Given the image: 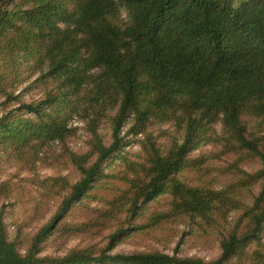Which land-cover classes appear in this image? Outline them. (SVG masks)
<instances>
[{
	"label": "trees",
	"instance_id": "obj_1",
	"mask_svg": "<svg viewBox=\"0 0 264 264\" xmlns=\"http://www.w3.org/2000/svg\"><path fill=\"white\" fill-rule=\"evenodd\" d=\"M23 70L42 92L29 103L14 95ZM0 102V147L20 170L39 162L78 175L37 181L67 195L22 243L8 238L0 209V264H264V0L236 12L231 0H0ZM154 123L170 124L163 143ZM79 129L84 148L74 151ZM128 135L143 136L138 160L122 155ZM110 157L122 167L104 174ZM254 162L256 171L243 169ZM96 187L102 206L56 231L95 237L115 227L106 244L39 257L60 215ZM122 218L128 227L117 226ZM166 225L216 240L219 256L111 254L123 235Z\"/></svg>",
	"mask_w": 264,
	"mask_h": 264
},
{
	"label": "rangeland",
	"instance_id": "obj_2",
	"mask_svg": "<svg viewBox=\"0 0 264 264\" xmlns=\"http://www.w3.org/2000/svg\"><path fill=\"white\" fill-rule=\"evenodd\" d=\"M231 1L233 10L236 12L243 8L248 0ZM24 71L20 74L21 79H24V83L17 87L14 95H19L22 101L29 103L39 99L42 92L39 84L34 82L37 74L29 78L28 73ZM13 107H16V104ZM1 109L2 105H0ZM70 125L78 128L83 126L81 122H72ZM128 127L129 125L126 123L122 128L121 135L126 133ZM213 127L219 133L221 123L216 122ZM149 130L154 136L158 137L157 142L163 143V137H159V133L164 130H171V127L170 124L154 123ZM102 133L108 139L109 132L107 127L103 128ZM77 134L79 135V139H75L70 143L74 151H80L84 148V132L79 129ZM126 139H130L131 142L122 148V155H126L132 160H138V156L141 155L140 141L143 139V136L138 135L133 138L131 135H128ZM211 150H213L211 146H204L193 151L190 156L197 157L202 153H209ZM215 163L216 165L223 164L222 161H216ZM121 167L120 160H115L113 157H110L103 163L104 174L116 173ZM258 168H260L259 162L248 163L243 166V169L247 172H254ZM55 176L65 177L69 183H75L78 180V175L69 165L67 167L59 166L52 168L43 166L37 162V168L33 173L20 170L18 165L0 147V187L5 185L6 189H9L4 196H0V209H2V219L10 240L17 239L20 243L28 240L43 226L49 224L57 215L63 199L67 195L66 192L52 194L37 184V181ZM104 180L101 179L100 181ZM96 189L97 187L90 192L88 198L83 199L79 203L71 204L60 215L56 221L55 230L40 243L39 257H63L74 249L86 247H90L96 251L106 244L108 235L115 230V227L103 231L95 237L85 234L66 236L60 231H56V228L65 224H81L87 221L90 218L91 211L102 206L100 196H105V193L103 191H96ZM253 191L256 194L258 187L254 188ZM121 225L124 227L129 226L124 224L123 218L117 223V226ZM261 243L264 244V234H261ZM251 244V246L255 245V243ZM21 246L18 249L19 253L23 254L25 247ZM151 251H159L167 255H176L183 258L198 257L208 262L215 260L219 256L220 247L214 239L201 240L190 236L183 225H166L151 235H142L140 232L123 235L122 241L115 246L111 254H131L134 252Z\"/></svg>",
	"mask_w": 264,
	"mask_h": 264
}]
</instances>
